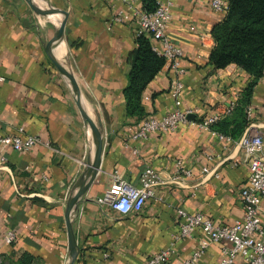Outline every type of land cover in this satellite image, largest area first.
I'll use <instances>...</instances> for the list:
<instances>
[{"label": "crops", "instance_id": "obj_1", "mask_svg": "<svg viewBox=\"0 0 264 264\" xmlns=\"http://www.w3.org/2000/svg\"><path fill=\"white\" fill-rule=\"evenodd\" d=\"M33 1L67 15L64 38L54 54L74 75L82 102L100 121L104 139L98 173L71 217L78 244L74 264H146L161 250L172 248L175 253L166 264H182L206 235L197 230L174 241L182 222L178 208L204 213L225 226L244 216L241 194L250 170L237 141L245 131H241L245 116L236 109L227 116L228 124H218L237 136L231 140L190 124L176 132L132 139L145 119L174 110L171 90L176 80L165 63L142 93V114L129 115L124 91L131 54L137 48L136 28L131 18L113 19L132 11L116 0ZM211 1L175 0L168 27L171 40L183 50V107L198 121L237 105L252 81L234 64L217 68L211 63L212 30L226 15L215 11ZM136 6L144 8L141 0ZM60 19L35 11L27 0H0V137L15 135L23 127L43 141L25 152L0 149L8 159L0 170L3 264L71 262L67 201L92 159L94 140L69 82L47 53ZM250 105L264 138V75L254 87ZM179 160L191 176L178 173ZM147 168L158 173L160 183L140 212L122 215L97 201L112 187L115 174L139 187ZM9 230L16 234L11 245L4 243ZM229 246L212 243L198 264H223V249ZM236 263H241L240 256Z\"/></svg>", "mask_w": 264, "mask_h": 264}, {"label": "built area", "instance_id": "obj_2", "mask_svg": "<svg viewBox=\"0 0 264 264\" xmlns=\"http://www.w3.org/2000/svg\"><path fill=\"white\" fill-rule=\"evenodd\" d=\"M124 3L132 15L120 13L114 17L115 22H126L130 18L136 28L137 37L144 35L155 41L153 50L165 59V63L176 74V80L171 93L175 102V108L161 118L145 119L138 130L132 135V139H147L155 133L176 132L181 125H197L204 130L212 131L220 139L231 140L219 132L211 129L219 120L231 115L236 107L233 103L223 113L214 114L201 121L189 118L191 111L184 109L182 91L184 89L183 77L186 69L182 66L183 50L175 45L168 35V27L172 19V11L175 0H155L156 9L148 12L137 5L138 0H116ZM212 8L227 14L229 0H212ZM248 125L242 137L237 141L242 153L246 157L250 175L247 186L242 190V202L244 216L231 226L216 224L204 213L190 214L182 208L177 209L178 216L182 220L179 232L174 236V241L192 236L195 231L201 230L206 238L202 239L192 255L182 264H198L212 243L228 242L231 246L223 249V264H237L236 258L241 257L240 264H264V138L259 125L253 119V108L245 109ZM42 139L35 135L27 134L23 127L18 129L15 135L0 137V149L12 148L17 152L28 151L35 145L42 144ZM44 144V143H43ZM50 146L49 143H45ZM7 157L0 154V170L7 162ZM233 166H237L234 164ZM178 173L191 176V171L183 168L182 161L177 162ZM180 177V175L178 176ZM160 183L158 173L153 168H147L140 181V186H134L121 175L115 174L112 187L97 199L99 203L107 204L122 215L140 212L146 201L155 197V188ZM16 241V234L9 230L4 236V243L11 245ZM175 253L174 248L161 250L150 257L146 264H166ZM107 256V255H106ZM4 263L0 247V264Z\"/></svg>", "mask_w": 264, "mask_h": 264}, {"label": "trees", "instance_id": "obj_3", "mask_svg": "<svg viewBox=\"0 0 264 264\" xmlns=\"http://www.w3.org/2000/svg\"><path fill=\"white\" fill-rule=\"evenodd\" d=\"M141 1L148 12L156 9L155 0ZM212 36L215 46L210 55L211 63L217 68L234 64L252 77L234 109H240L241 117L245 116L242 131L248 125L245 109L250 106L254 87L264 75V0H229L227 14L213 28ZM136 44L130 59L129 84L124 91L129 115L142 114V93L165 64V59L154 52L146 36L137 37ZM218 124H228L227 117L213 124L211 129L231 139L237 138Z\"/></svg>", "mask_w": 264, "mask_h": 264}, {"label": "water", "instance_id": "obj_4", "mask_svg": "<svg viewBox=\"0 0 264 264\" xmlns=\"http://www.w3.org/2000/svg\"><path fill=\"white\" fill-rule=\"evenodd\" d=\"M27 2L37 12L53 13L59 15L61 18L55 37L51 40V42L47 47V53L51 61L60 71V73L69 82L74 95V100L76 102V105L85 123L89 126L94 140L92 159L88 161L80 183L76 186L74 192L68 197V201H67L66 224H67V233H68V246L71 257L70 264H74L78 254V244L73 230L71 217H72V213L78 207L79 200L82 198V196L86 194L88 189L91 187L100 168L103 149H104L103 133H102L100 121L98 119H94L88 113L86 106L82 102L74 75L69 70H67L62 63H60V61L57 59V57L54 54V47L64 38L67 15L63 11L52 6H40L36 4L33 0H27ZM189 118L192 119L193 116L190 115Z\"/></svg>", "mask_w": 264, "mask_h": 264}, {"label": "bare ground", "instance_id": "obj_5", "mask_svg": "<svg viewBox=\"0 0 264 264\" xmlns=\"http://www.w3.org/2000/svg\"><path fill=\"white\" fill-rule=\"evenodd\" d=\"M64 49V48H63Z\"/></svg>", "mask_w": 264, "mask_h": 264}]
</instances>
